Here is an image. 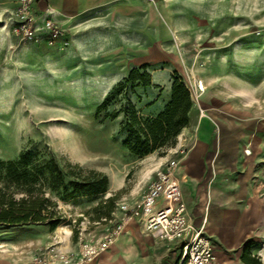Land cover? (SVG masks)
<instances>
[{
  "label": "rangeland",
  "instance_id": "rangeland-1",
  "mask_svg": "<svg viewBox=\"0 0 264 264\" xmlns=\"http://www.w3.org/2000/svg\"><path fill=\"white\" fill-rule=\"evenodd\" d=\"M128 1L144 3L145 18L138 14L134 22L107 24L105 29L103 21L94 23L90 46L95 51L83 57L58 53L66 48L14 41L10 19L0 22V158L13 159L30 148L45 157L53 155L63 165H76L72 172L80 176L91 170L104 174V193L66 201L52 196L60 215L58 226H67L73 236L84 233V240L112 230L120 217L119 204L137 199L145 183L143 157H134L122 145L119 122L96 116L98 103L117 81L111 83V73L122 66L114 62L120 59V46L127 60L142 56L150 72L172 65L188 88L193 78H201L203 94L217 90L230 105L218 114L227 125L238 118L234 99L264 117V0ZM98 36L105 37L102 41ZM111 58L113 62L107 60ZM162 78L167 89L164 104L170 78ZM234 90L244 96L234 97ZM230 129L224 126L222 134H231ZM258 185L264 199V174ZM109 197V215L98 216L94 208ZM242 250L264 264V234L246 241Z\"/></svg>",
  "mask_w": 264,
  "mask_h": 264
},
{
  "label": "crops",
  "instance_id": "crops-1",
  "mask_svg": "<svg viewBox=\"0 0 264 264\" xmlns=\"http://www.w3.org/2000/svg\"><path fill=\"white\" fill-rule=\"evenodd\" d=\"M16 2L0 0V22L4 20L7 23L9 12ZM142 4L128 0H41L36 4L35 11L39 13L46 6L55 10V18L67 29L69 40L67 48L58 53L71 58L95 51L90 46L94 38V23L103 21L105 29L107 24L121 26L128 21L134 22L138 14L144 19ZM101 37L104 39L105 36ZM101 37L98 36V39ZM120 48V59L114 62L122 66L112 71L111 83L122 78L130 67L145 63L142 56L127 60L123 47ZM143 51L144 55L145 49ZM109 57L112 56L106 58ZM172 69V65L168 64L163 70L150 72L152 83L162 91L161 96L143 110L144 114L155 115L162 109L163 90H167L166 86L163 88L162 77L170 78ZM158 93L159 90L154 89L152 98L155 99ZM233 96L240 99L244 94L234 90ZM229 106L224 96L212 89H207L198 103L193 102L189 123L178 134L175 145L162 156L153 152L141 159L145 180L142 192L157 169L170 159H178L180 167L176 175L182 199L192 224L202 226L212 243L214 264H245L241 259L242 246L246 241L259 239L264 234V199L260 196L258 185L264 174V117H257L254 114L256 109H245L234 99L233 112L238 118L230 126L218 119V114ZM200 109L206 116H199ZM224 126L231 128L228 131L231 134H222ZM181 149H185L184 154L179 153ZM161 206L162 199H158L156 207ZM84 236V233L73 236L67 226L55 229L43 224L0 226V264H34L38 251L55 242L66 251H75ZM179 247L178 241L157 239L145 232L140 222L130 220L114 244L89 264H175Z\"/></svg>",
  "mask_w": 264,
  "mask_h": 264
},
{
  "label": "trees",
  "instance_id": "trees-1",
  "mask_svg": "<svg viewBox=\"0 0 264 264\" xmlns=\"http://www.w3.org/2000/svg\"><path fill=\"white\" fill-rule=\"evenodd\" d=\"M158 89L155 99L152 92ZM162 89L152 83L147 64L129 68L105 93L96 107L100 120H117L122 145L136 158L174 146L178 134L189 123L193 101L181 75L173 70L170 76V95L155 115L144 114ZM76 165L61 164L53 155H39L32 149H23L13 159L0 158V226L13 227L46 224L54 229L60 224L57 201L106 192L107 177L97 171L86 176L72 172ZM113 198L101 201L94 211L109 215ZM109 208L102 211L105 206ZM245 264L259 261L242 254Z\"/></svg>",
  "mask_w": 264,
  "mask_h": 264
},
{
  "label": "built area",
  "instance_id": "built-area-1",
  "mask_svg": "<svg viewBox=\"0 0 264 264\" xmlns=\"http://www.w3.org/2000/svg\"><path fill=\"white\" fill-rule=\"evenodd\" d=\"M41 0H17L10 12V28L19 43L56 46L65 49L69 45L68 31L55 18V10L46 6L36 13L35 6ZM188 88L192 101L198 103L205 91L201 78H193ZM200 117L206 116L200 109ZM185 153V149L179 151ZM180 167L178 159L168 160L154 173L140 197L132 202L122 201L118 210L120 217L112 230L100 238L83 240L77 250L66 251L57 242L41 248L34 258V264H89L107 251L116 241L124 226L135 220L141 223L145 232L153 237L179 242V256L175 264H214L215 255L209 237L203 227H196L190 220L182 199L180 182L176 175ZM162 199V206L156 201Z\"/></svg>",
  "mask_w": 264,
  "mask_h": 264
},
{
  "label": "bare ground",
  "instance_id": "bare-ground-1",
  "mask_svg": "<svg viewBox=\"0 0 264 264\" xmlns=\"http://www.w3.org/2000/svg\"><path fill=\"white\" fill-rule=\"evenodd\" d=\"M125 226H126V225H125ZM125 226H124V227H125Z\"/></svg>",
  "mask_w": 264,
  "mask_h": 264
}]
</instances>
